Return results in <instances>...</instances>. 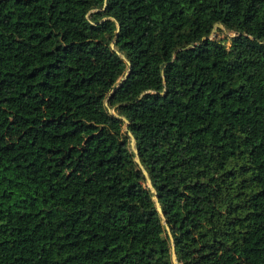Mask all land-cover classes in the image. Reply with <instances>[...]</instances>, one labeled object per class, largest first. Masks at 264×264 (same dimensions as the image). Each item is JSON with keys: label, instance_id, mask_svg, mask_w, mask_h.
<instances>
[{"label": "trees", "instance_id": "trees-1", "mask_svg": "<svg viewBox=\"0 0 264 264\" xmlns=\"http://www.w3.org/2000/svg\"><path fill=\"white\" fill-rule=\"evenodd\" d=\"M155 195L178 264H264V0H0V264H174Z\"/></svg>", "mask_w": 264, "mask_h": 264}, {"label": "water", "instance_id": "water-1", "mask_svg": "<svg viewBox=\"0 0 264 264\" xmlns=\"http://www.w3.org/2000/svg\"><path fill=\"white\" fill-rule=\"evenodd\" d=\"M219 27H222V28H223V26H221V25H217V26H216V28H219ZM112 48L114 49V45L112 46ZM120 56H121V58L123 59V61H124L125 63H127V64L130 66V64H129V62L127 61L126 57L123 56V55H120ZM128 76H129V72H127V74H126L125 77L123 78L122 82H123L124 80H126V79L128 78ZM122 82H121V83H122ZM106 105L108 106V104H106ZM110 113L113 114V115L115 116L113 110H110ZM119 118L122 119V120L125 122V125H126V132L128 133V136L130 137V140H131V148H132V151L134 152V154L136 155V160H135V161H136V163L138 164V166L140 167V169L142 170V172H143V174H144V176H145V178H146V180H147L148 186H149V188L152 190V193L156 194V190H155V189L153 188V186H152V182H151V179H150V177H149V174H148V172L143 168V166H142V164H141V161H140V158H139V155H138V149L136 148V140H135L134 136H133L130 132H128V125H129V122H128L125 118H122V117H119ZM153 199H154V201H155V203H156L157 210H158L159 214L161 215V217H162V219H163V224H164V226L166 227V230H167V232H168V234H169V236H170V241H171V246H172V260H173V263H174V264H178V261H177V254H176V251H175L174 240H173L172 235H171V233H170V228L167 226V222H166V220H165V217H164V214H163L162 209H161V207H160V204H159V202H158V201H159V197H158L157 195H155Z\"/></svg>", "mask_w": 264, "mask_h": 264}, {"label": "rangeland", "instance_id": "rangeland-1", "mask_svg": "<svg viewBox=\"0 0 264 264\" xmlns=\"http://www.w3.org/2000/svg\"><path fill=\"white\" fill-rule=\"evenodd\" d=\"M232 34L229 33V31L225 30V28L223 27H219L218 30H215L213 38H220V39H224L227 37H230Z\"/></svg>", "mask_w": 264, "mask_h": 264}]
</instances>
